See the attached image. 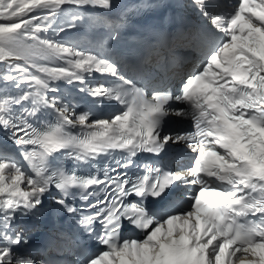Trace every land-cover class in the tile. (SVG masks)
Segmentation results:
<instances>
[{
	"label": "snow or ice",
	"instance_id": "1",
	"mask_svg": "<svg viewBox=\"0 0 264 264\" xmlns=\"http://www.w3.org/2000/svg\"><path fill=\"white\" fill-rule=\"evenodd\" d=\"M193 4L205 16L214 7L206 0ZM65 5L105 10L112 6L111 0H0V63L11 62L2 79L16 88L30 87L16 96H0V129L11 133L8 139L31 170L29 174L14 156L0 150V264H35L14 254L22 242L19 234H10L16 213L35 210L52 186L66 197L72 189L87 191L100 185L115 195L105 197L106 206L79 224L90 231L98 221L96 239L104 247L83 264H264V0H237L230 12L210 16L224 39L207 54L201 70L182 83L178 95L155 91L149 98L123 76L115 86L81 88L93 99L123 106L119 114L93 122L90 112L73 110L70 115L67 105L47 96L55 91L50 89L52 80L85 84L84 74L118 75L108 59L41 35ZM80 19L79 13L72 14L68 26ZM45 60L64 64L48 66L41 63ZM173 99L187 108L170 109ZM25 101L31 107L17 115L13 105ZM42 108L58 113L55 123L29 122L28 117H37ZM170 114L190 118L196 131L162 136V122ZM73 116L80 135L66 130L74 125ZM181 142L196 153L186 169L191 180L155 166L146 167L135 180L107 172L104 179L82 177L49 168V157L62 150L86 162L109 150L127 152L129 158L138 152L159 155L166 145ZM177 183L198 186L186 197L190 203L171 202L178 211L158 215L143 203L123 202L133 194L141 201L160 198ZM57 203L69 213L75 211L63 198ZM125 220L142 233L141 238L121 236Z\"/></svg>",
	"mask_w": 264,
	"mask_h": 264
},
{
	"label": "bare ground",
	"instance_id": "2",
	"mask_svg": "<svg viewBox=\"0 0 264 264\" xmlns=\"http://www.w3.org/2000/svg\"><path fill=\"white\" fill-rule=\"evenodd\" d=\"M112 4V9L116 11L117 9L120 10L122 13L126 8L127 4L124 0H111ZM65 6H71V5H65ZM91 8V7H89ZM89 8L86 9H81V10H88ZM190 8H192L190 6ZM96 11L99 13L107 12L110 11V9H100V8H94ZM125 15L119 14V21L117 23H121L123 17ZM211 29H214L210 23V18L207 16H203L200 25L196 28V37L194 38L193 42V54L190 53L189 50L185 51L184 53H181L179 49H172V50H162V48L159 46L158 50L155 52L154 55L158 54H165L163 56V59L165 61V66L158 67L156 71L159 73L160 77H152L150 70H143L141 71L140 75L143 77L147 84L150 87H159V86H164L168 84L169 82H175L180 74L184 73L185 71L191 69L192 64H189L187 62V59H193V58H198V57H205L210 50H212L218 43V36L215 35L214 33L211 32ZM197 43H203V46L201 48H197ZM185 59V60H184ZM174 61L178 62V65L176 67V74L175 77L173 78L172 75L167 74V62ZM194 62V61H193ZM11 63V62H8ZM8 63H0V83L7 85L6 88H10L11 90L14 91V93L21 94L24 91H29L30 87L27 84H21L20 88H16L15 83H9L5 82L2 79V76L7 74L10 69L8 67ZM196 64V63H195ZM191 71V70H190ZM13 75H17L16 73H12ZM99 73H92V74H86V78H97L99 77ZM51 82H57L62 85H67L68 82L66 80H52ZM93 82V81H92ZM82 88L88 89L90 88L89 86L84 87V84H80ZM77 95L78 97H83L85 94H87V91L81 92L80 90H77ZM48 94V93H47ZM84 99H87V101H92L94 100L93 98L89 97L87 94V97L84 96ZM97 114L94 115L96 117ZM196 129L193 126V123L190 118L187 117H178V125L175 130H172L169 134L167 135H172L175 136L177 134H185L188 132H195ZM178 147L183 148L184 150L187 149V145L183 142L176 144ZM187 159V158H185ZM19 218V213H16L12 220V224H15Z\"/></svg>",
	"mask_w": 264,
	"mask_h": 264
},
{
	"label": "rangeland",
	"instance_id": "3",
	"mask_svg": "<svg viewBox=\"0 0 264 264\" xmlns=\"http://www.w3.org/2000/svg\"><path fill=\"white\" fill-rule=\"evenodd\" d=\"M74 13H79L82 19L71 21L75 24L76 28L73 30L79 31V33L75 37H70V30L68 29V24L70 22V17ZM93 20H96L97 23H92ZM102 24V16L97 15L95 17H89L84 15V12L80 9L75 8L74 6H64L63 14L59 15L52 21V26L41 35L47 39L53 40L57 43L64 44H75L77 47L82 40L88 38V32L91 31L92 28L98 27ZM112 24V23H111ZM63 27L64 31H60V28ZM72 29V28H71ZM70 37L69 40L66 38ZM79 48V47H78ZM91 52V49L85 50ZM16 63H23L22 61H16ZM41 63H45L48 66H63V60H51V61H41ZM86 83V80H85ZM85 85V84H84ZM81 86H77L74 83H68L66 86H60L54 82L50 81V89H55L54 94H49V99L55 97L61 105H67L70 111L75 110V103L78 100L75 94V91L81 89ZM90 88H92L90 86ZM11 235H14V230L10 231Z\"/></svg>",
	"mask_w": 264,
	"mask_h": 264
}]
</instances>
